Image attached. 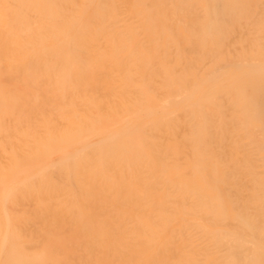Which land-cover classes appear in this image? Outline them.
Listing matches in <instances>:
<instances>
[{
	"label": "rangeland",
	"instance_id": "374dc122",
	"mask_svg": "<svg viewBox=\"0 0 264 264\" xmlns=\"http://www.w3.org/2000/svg\"><path fill=\"white\" fill-rule=\"evenodd\" d=\"M56 1L63 13L48 35L56 16L40 12L41 0H0V264H146L154 252L182 264L170 249L180 240L146 237L163 230L149 226L160 221L151 194L163 193L149 186L152 174L159 183L164 176L160 166L150 171L145 156L153 151L143 139L164 134L139 128L129 137L130 127L151 115L124 112L118 99L124 90L136 106L135 77L150 80L148 69L135 67L151 51L129 25L133 9L114 0L120 20L98 22L93 10L104 0ZM262 133H251L261 152L249 157L260 159L252 162L263 184ZM121 142L133 145L122 150Z\"/></svg>",
	"mask_w": 264,
	"mask_h": 264
},
{
	"label": "bare ground",
	"instance_id": "6f19581e",
	"mask_svg": "<svg viewBox=\"0 0 264 264\" xmlns=\"http://www.w3.org/2000/svg\"><path fill=\"white\" fill-rule=\"evenodd\" d=\"M40 4L47 18L55 12L49 35L63 10L56 0ZM126 6L133 9L134 36L144 37L151 51L147 63L135 65L150 73V80L135 77L136 106L127 104L124 90L119 93L124 112L151 115L147 122H135L129 137L139 128L165 137L143 139L153 151L145 156L150 171L160 166L164 176L159 183L152 174L149 186L163 191L151 194L152 212L160 221L149 226L163 230L147 235V241L180 240L170 249L182 264H264V183L256 158L249 157L261 152L251 133L263 129L258 123L264 118V0H127ZM118 10L114 0H104L93 15L98 22L119 21ZM140 44L134 37L133 45ZM132 145L121 142L120 147ZM140 157L137 150L135 161ZM130 194L139 198L136 189ZM162 254H149L146 264H167Z\"/></svg>",
	"mask_w": 264,
	"mask_h": 264
}]
</instances>
